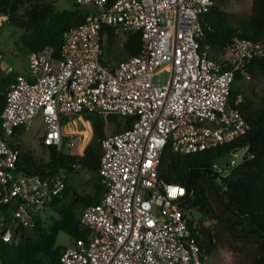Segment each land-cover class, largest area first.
Masks as SVG:
<instances>
[{"label": "built area", "instance_id": "1", "mask_svg": "<svg viewBox=\"0 0 264 264\" xmlns=\"http://www.w3.org/2000/svg\"><path fill=\"white\" fill-rule=\"evenodd\" d=\"M93 6L62 33L57 55L44 45L26 54L27 75L16 73L7 84L0 110V241L30 228L34 217L63 186V173L25 172L3 136L39 115L41 144L82 153L76 137L66 138L62 117L93 110L103 117H131L128 127L99 140V199L84 206L79 222L90 237L64 245L59 264H204L182 209L183 185L157 177L165 144L190 153L228 142L248 123L229 103L234 72L246 75L253 56L264 54L259 40L235 37L219 59L200 48L199 15L213 0H73ZM102 25L138 31V51L100 63ZM222 68V66H224ZM12 70L4 68V73ZM164 70L163 83L152 80ZM241 100L236 94L235 102ZM243 151L230 153L213 170L228 173Z\"/></svg>", "mask_w": 264, "mask_h": 264}, {"label": "trees", "instance_id": "2", "mask_svg": "<svg viewBox=\"0 0 264 264\" xmlns=\"http://www.w3.org/2000/svg\"><path fill=\"white\" fill-rule=\"evenodd\" d=\"M225 1L213 0L198 18L200 33L196 40L200 48L204 44L210 46L213 55L210 57L216 60L219 51L235 37L264 43V0H251L250 12L236 17L223 10ZM84 13L77 8L54 9L50 0H0V14L6 16L10 25L22 30L20 39L27 52L49 45L57 55L63 31L79 22ZM113 36L112 27L102 25L99 28L100 42H107ZM139 44L138 31L126 32L121 43L124 54L121 59L136 53ZM107 60L100 55V63ZM245 71L264 75V54L251 57ZM10 75L0 71V110ZM240 75L235 71L234 80ZM236 94L241 95L238 102H235ZM228 100L248 123L246 131L228 142L190 153H179L165 144L160 152L157 177L184 186L180 205L184 210L193 208L199 214L196 226L190 228L194 218L188 219V226L201 258L210 254L218 241L214 230L201 222L208 217L219 222L232 239L251 245V256L244 264H264V93L257 94L248 87L236 88L232 82ZM80 116L91 126V136L80 155L72 149L62 151L53 145L42 144L47 149L48 159L41 161L33 158L29 150L19 149L17 143L6 141L17 152V162L21 164L18 170L47 173L60 170L63 186L46 203L53 211L47 226H41V219L36 215L29 233H23L24 229L15 230L9 241H0V264H59L58 254L64 246H55L54 239L60 230L67 233L71 241L89 239V228L79 222V215L84 206L97 201L103 191L97 175L99 140L104 135L105 119L118 116L108 113L103 117L93 110H82ZM66 119L64 116L61 121ZM131 120V117H124L114 120V124L124 128ZM23 126H16L13 134L19 133ZM239 148L243 149L240 158L228 173L213 170V164L219 158ZM78 170H85L95 178L90 194L78 193L68 181V177Z\"/></svg>", "mask_w": 264, "mask_h": 264}, {"label": "rangeland", "instance_id": "3", "mask_svg": "<svg viewBox=\"0 0 264 264\" xmlns=\"http://www.w3.org/2000/svg\"><path fill=\"white\" fill-rule=\"evenodd\" d=\"M53 4L54 9H72L77 8L82 13L86 12L88 5L76 4L73 0H50ZM251 0H226L222 8L227 13L236 17L237 15H246L250 12ZM6 16L0 14V71L4 73V68L6 66H11L13 72L24 71L27 69L26 65V54L27 50L22 45L20 34L22 30L16 26L10 25L6 20ZM126 31L118 29L114 36L111 37L107 42H102V55L105 59H111L112 61H117L124 55L122 52L121 43L125 37ZM208 56H213L211 54V47L207 48ZM167 77V73L164 70H159L152 76L153 81L163 83ZM233 84L236 88L244 89L245 87L251 88L257 94L264 93V75L261 74H247L238 76L235 78ZM119 118V117H118ZM116 118L108 116L105 119L103 125L104 134L117 131L121 129V126L116 127L114 120H121V118ZM81 116L78 117H67V122H64L63 127L66 132V138L76 137L75 144L79 143L80 146L86 144L88 129L85 127ZM85 121V120H84ZM74 123L76 125H74ZM24 128L17 134H11L3 136L5 141H10L11 143H17L19 149L29 150L32 157L46 161L48 159L47 149L42 146L40 141L41 132L43 129V124L39 115L33 116L26 124ZM90 136V135H89ZM87 139H86V138ZM229 155H225L219 158L218 162L224 164L227 162ZM68 181L73 184L76 191L80 194L87 193L90 194L93 190V184L95 178L92 174L85 170H78L72 173L68 177ZM190 215L193 216L194 220L199 218V214L193 208L190 210ZM41 219V226L45 227L51 220L53 216V211L44 205L42 212L38 213ZM203 225L211 227L217 234L218 241L215 244L214 250L205 256L204 264H244L252 253V247L250 244H240L238 241L232 239L229 234L223 229L221 224L215 221L213 218L205 217L201 220ZM30 228H24L23 233H29ZM71 239L67 233L63 231H58L55 239V246H64L70 243Z\"/></svg>", "mask_w": 264, "mask_h": 264}, {"label": "crops", "instance_id": "4", "mask_svg": "<svg viewBox=\"0 0 264 264\" xmlns=\"http://www.w3.org/2000/svg\"><path fill=\"white\" fill-rule=\"evenodd\" d=\"M92 10V7H88V9H87V11L85 12V13H87V12H89V11H91ZM102 43V42H101ZM221 52H222V50L221 51H219V54H218V58H220V55H221ZM9 66V65H8ZM12 68V67H11ZM12 71V70H11ZM10 71V72H11ZM10 72H8V73H10ZM16 73H22V74H25V75H27V73H28V69H26V70H24V71H17V72H13V74H11L10 76H11V80L13 79V76H14V74H16ZM10 80V81H11ZM7 87V86H6ZM6 90V89H5ZM72 116L73 115H71L70 117H71V120H72ZM75 117H78V115H76ZM67 120V119H66ZM65 120V121H66ZM83 120V119H82ZM85 120V119H84ZM84 120H83V122H84ZM85 122L88 124V126H89V135L91 136V126H90V124H89V122L87 121V120H85ZM85 122H84V125H85ZM74 125H76L75 123H74ZM24 128V127H23ZM89 136V137H90ZM88 141V140H87Z\"/></svg>", "mask_w": 264, "mask_h": 264}, {"label": "bare ground", "instance_id": "5", "mask_svg": "<svg viewBox=\"0 0 264 264\" xmlns=\"http://www.w3.org/2000/svg\"><path fill=\"white\" fill-rule=\"evenodd\" d=\"M85 122V121H84ZM85 127L88 129L89 128V126H88V124L85 122ZM88 131H89V129H88ZM89 133V132H88ZM88 136H89V134H87V138H88ZM86 138V137H85ZM86 138V139H87Z\"/></svg>", "mask_w": 264, "mask_h": 264}]
</instances>
